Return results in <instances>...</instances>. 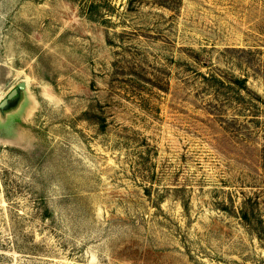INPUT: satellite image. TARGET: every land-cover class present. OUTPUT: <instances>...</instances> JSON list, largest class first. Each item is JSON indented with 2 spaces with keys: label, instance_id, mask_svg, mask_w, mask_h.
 I'll use <instances>...</instances> for the list:
<instances>
[{
  "label": "rangeland",
  "instance_id": "374dc122",
  "mask_svg": "<svg viewBox=\"0 0 264 264\" xmlns=\"http://www.w3.org/2000/svg\"><path fill=\"white\" fill-rule=\"evenodd\" d=\"M100 4L0 0V264H264V0Z\"/></svg>",
  "mask_w": 264,
  "mask_h": 264
},
{
  "label": "trees",
  "instance_id": "16d2710c",
  "mask_svg": "<svg viewBox=\"0 0 264 264\" xmlns=\"http://www.w3.org/2000/svg\"><path fill=\"white\" fill-rule=\"evenodd\" d=\"M100 2H102L103 4H106V6H108V4H109V0H84V5L82 6V9L85 11H83V13L85 12V14L88 15V17H90L92 19H95V18L97 19L96 14H99V12H102L101 6H103V5H101ZM109 8H110V6H109ZM106 10L109 11L110 9H106ZM108 20H110V19H103L102 22L107 23V25H108L111 22ZM218 80H220V79H218ZM235 83H237V86L239 89L243 90V89L247 88V86H246L247 77L237 79V81Z\"/></svg>",
  "mask_w": 264,
  "mask_h": 264
},
{
  "label": "water",
  "instance_id": "95a60500",
  "mask_svg": "<svg viewBox=\"0 0 264 264\" xmlns=\"http://www.w3.org/2000/svg\"><path fill=\"white\" fill-rule=\"evenodd\" d=\"M27 88L25 80L20 81L1 101L0 113L6 112L12 105H14L20 98L21 93Z\"/></svg>",
  "mask_w": 264,
  "mask_h": 264
}]
</instances>
